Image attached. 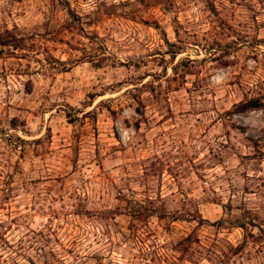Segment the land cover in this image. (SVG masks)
I'll use <instances>...</instances> for the list:
<instances>
[{
  "label": "rangeland",
  "instance_id": "374dc122",
  "mask_svg": "<svg viewBox=\"0 0 264 264\" xmlns=\"http://www.w3.org/2000/svg\"><path fill=\"white\" fill-rule=\"evenodd\" d=\"M0 264H264V0H0Z\"/></svg>",
  "mask_w": 264,
  "mask_h": 264
},
{
  "label": "trees",
  "instance_id": "16d2710c",
  "mask_svg": "<svg viewBox=\"0 0 264 264\" xmlns=\"http://www.w3.org/2000/svg\"><path fill=\"white\" fill-rule=\"evenodd\" d=\"M261 103H259L257 101V99L253 98V99H249L243 102H239L236 107L234 108L235 112H241L244 111L246 109H251V108H257L258 106H260ZM236 226H241V224H236Z\"/></svg>",
  "mask_w": 264,
  "mask_h": 264
}]
</instances>
